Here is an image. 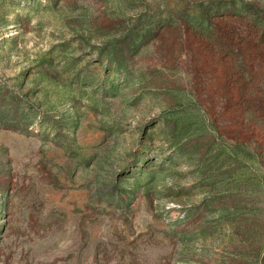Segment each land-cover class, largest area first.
<instances>
[{"label": "rangeland", "instance_id": "1", "mask_svg": "<svg viewBox=\"0 0 264 264\" xmlns=\"http://www.w3.org/2000/svg\"><path fill=\"white\" fill-rule=\"evenodd\" d=\"M0 264H264V0H0Z\"/></svg>", "mask_w": 264, "mask_h": 264}]
</instances>
